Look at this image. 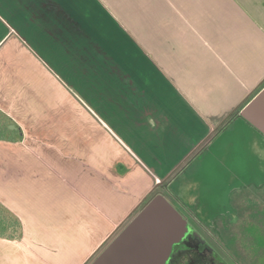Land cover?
<instances>
[{
    "label": "crops",
    "instance_id": "crops-1",
    "mask_svg": "<svg viewBox=\"0 0 264 264\" xmlns=\"http://www.w3.org/2000/svg\"><path fill=\"white\" fill-rule=\"evenodd\" d=\"M0 110V264H89L237 115L264 131V0H0Z\"/></svg>",
    "mask_w": 264,
    "mask_h": 264
},
{
    "label": "water",
    "instance_id": "water-1",
    "mask_svg": "<svg viewBox=\"0 0 264 264\" xmlns=\"http://www.w3.org/2000/svg\"><path fill=\"white\" fill-rule=\"evenodd\" d=\"M10 127L15 126L11 124ZM207 151L206 160L219 164L221 170L227 168L231 174L223 179L214 170L217 174L216 188L224 190L223 199H228L229 190L237 187L233 186L236 181L240 185L264 182V131L242 113L236 116L234 129H222L212 138ZM193 177L188 178L183 173L179 176L178 195L187 203L194 201L195 190L205 194L211 191L213 183V175L211 178H200V182ZM228 203L221 204L215 210L205 205L198 210L201 217L212 224L217 214L227 211L234 213ZM187 230V222L181 213L163 194L157 193L89 264H167L173 245L182 240Z\"/></svg>",
    "mask_w": 264,
    "mask_h": 264
},
{
    "label": "rangeland",
    "instance_id": "rangeland-1",
    "mask_svg": "<svg viewBox=\"0 0 264 264\" xmlns=\"http://www.w3.org/2000/svg\"><path fill=\"white\" fill-rule=\"evenodd\" d=\"M207 145L205 149L196 152V154L187 161L182 168L183 171L180 172L178 176L175 177L174 173L167 178L163 181V184H160L154 189L146 200L148 201L157 193L166 194L168 196H170V193H173V197L174 193H176V196L179 198L175 203L177 210L180 206V202L185 204L190 216L198 221V225L201 227L200 231L211 241L215 248L217 247L216 250L214 248L208 249L207 247H210V243H208L209 241L207 242L205 237H198L195 234H191L175 247L173 255L170 258V264L174 263L176 257H182L180 253L181 250H186L188 252L191 249H198V251L205 249L202 255H204V259L206 258L210 264L215 261H220L223 264H227L228 262L230 264H264V248H260V244L262 243L260 241H262V239L264 240V182L257 186L250 184L245 187V185H240V183L236 181L233 186L236 185L237 187H233L229 190L227 193L228 199H223L224 190H221L220 187L219 189L216 188L217 174H215L214 170L218 173V176L223 179L229 178L231 174L228 172L227 168L221 170L219 169V164L206 160V156L208 155ZM182 173L188 178L194 176L199 182L200 178H211L213 175L211 191L204 194L195 190L194 201L188 203L184 202L183 199L179 197L177 191L179 176ZM241 186H243V188L235 192L237 200L234 201L233 206H231L229 195L234 189L240 188ZM225 202H229V206L234 210L236 215L233 217L232 215L234 213L230 211L227 212H230L232 215L227 214L222 216L217 214L214 217L215 220L213 224L208 225L207 221L201 217L198 209L205 205V207L215 210ZM142 205L140 207H142ZM261 249L263 251H261ZM185 255L183 261H187V263H189V261H194L190 258L189 253H185ZM196 260L198 262V259ZM185 263L186 262L183 264Z\"/></svg>",
    "mask_w": 264,
    "mask_h": 264
},
{
    "label": "trees",
    "instance_id": "trees-1",
    "mask_svg": "<svg viewBox=\"0 0 264 264\" xmlns=\"http://www.w3.org/2000/svg\"><path fill=\"white\" fill-rule=\"evenodd\" d=\"M231 118H235V116L233 115ZM10 124H13V121L0 110V140L16 141L22 138L20 128L17 126L16 128L11 129L9 127ZM222 127L223 126L220 128ZM172 195L173 193H170V196L164 194L167 200L170 201V203L176 208L175 203L179 198L176 196V193H174V197ZM179 205L181 207H186L182 202H180ZM21 234L22 224L20 219L0 201V237L6 239H16L19 238Z\"/></svg>",
    "mask_w": 264,
    "mask_h": 264
},
{
    "label": "flooded vegetation",
    "instance_id": "flooded-vegetation-1",
    "mask_svg": "<svg viewBox=\"0 0 264 264\" xmlns=\"http://www.w3.org/2000/svg\"><path fill=\"white\" fill-rule=\"evenodd\" d=\"M245 187H247V186H245ZM241 188H243V186H241L240 188H237V189H234L231 193H230V195H229V202H230V204H231V206H233V202L234 201H236L237 200V197L235 196V192L236 191H238L239 189H241ZM178 210H179V212L181 213V215L183 216V218L186 220V222H187V227H188V230H187V233L185 234V236L182 238V240L184 239V238H186V237H188L189 235H197L198 237H201V236H203V237H205L204 235H203V233L200 231L201 230V227H200V225H198V221L196 220V219H194V218H192L191 216H190V213H189V211L186 209V207H181V206H179L178 207ZM227 214H230V215H232L230 212H226V213H224V214H220V215H227ZM236 215V213H234L232 216L234 217ZM214 220H215V218L213 219V222H214ZM213 224V223H212ZM208 225H211V224H208ZM206 238V237H205ZM181 240V241H182ZM194 240V239H193ZM206 240H207V242L209 241L207 238H206ZM180 241V242H181ZM180 242H178V243H175L174 245H173V247H172V251H171V254H170V257H169V261L167 262V264H170L171 263V261H170V258H171V256L173 255V252H174V250H175V247L177 246V245H179L180 244ZM208 243H210V247H207L208 249H212V248H214L215 250H216V248L214 247V245L211 243V241H209ZM204 250L205 249H203V250H201V251H198V249L197 250H194V249H191L190 251H186V250H181L180 251V253H181V258L180 257H176V260L174 261V263L173 264H183L184 262H187V261H183L184 260V256H186L185 255V253H189L190 254V258H192V260H194V261H192V263L191 264H193V263H197V264H210L209 262H208V260L205 258L204 259V255H202L203 254V252H204ZM179 254V253H178ZM202 258V259H201ZM196 259H198V262H197V260ZM207 260V261H206ZM202 261V262H201ZM190 262V261H189ZM211 264H215V262H212Z\"/></svg>",
    "mask_w": 264,
    "mask_h": 264
}]
</instances>
